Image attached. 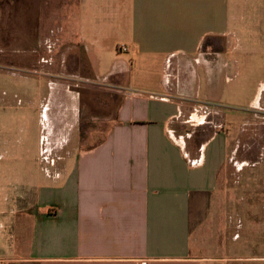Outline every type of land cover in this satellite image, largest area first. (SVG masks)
<instances>
[{
	"label": "crops",
	"instance_id": "0c3cea01",
	"mask_svg": "<svg viewBox=\"0 0 264 264\" xmlns=\"http://www.w3.org/2000/svg\"><path fill=\"white\" fill-rule=\"evenodd\" d=\"M14 4L0 0V75L40 86L8 113L23 135L11 160L36 148L24 164L39 168L7 204L0 264H205L191 205L214 189L227 137L197 107L223 113L211 97L225 69L264 67V0H74L45 16ZM93 89L114 106L97 142L82 122Z\"/></svg>",
	"mask_w": 264,
	"mask_h": 264
},
{
	"label": "rangeland",
	"instance_id": "374dc122",
	"mask_svg": "<svg viewBox=\"0 0 264 264\" xmlns=\"http://www.w3.org/2000/svg\"><path fill=\"white\" fill-rule=\"evenodd\" d=\"M72 3L74 0H15L14 6L17 14L29 11L32 15L45 16L56 14L61 8L68 9ZM29 23L27 31L38 36L39 23L33 20ZM20 24L14 31H23ZM19 55L23 57V54ZM238 59L243 62L242 57ZM245 65L248 69L241 66L239 69H225L221 84L217 85L216 96L211 97L220 104L223 113L216 108L219 115L204 121L205 124L213 122L220 125L222 128L219 130L227 137L226 160L218 172L214 189L193 198L191 205V255L204 259L205 264H264V87L259 85L264 82V67L250 69V56ZM39 86L21 77L5 79L0 75V114L7 113L5 127L3 123L0 125V155L4 157L0 161V210L5 209L0 212L2 255H5L7 246L4 234L9 226L7 204L16 199L15 195L20 191L16 190L19 182L38 181L33 174L39 168L37 164V167L24 164L27 158L35 156L36 148H31V155L26 154L22 163L12 162V156L17 155L14 151L17 145H13L20 141L14 140L19 136L23 139V135L18 128L20 122L16 120L12 125L8 113L13 108H26L24 98ZM258 92H261L262 100L248 107ZM84 95L82 105L86 112L82 122L84 128L95 130L97 142L108 127L111 117L108 116L113 113L114 106L95 89ZM1 120L3 117L0 116ZM193 142H197L196 138Z\"/></svg>",
	"mask_w": 264,
	"mask_h": 264
},
{
	"label": "built area",
	"instance_id": "2783aa9c",
	"mask_svg": "<svg viewBox=\"0 0 264 264\" xmlns=\"http://www.w3.org/2000/svg\"><path fill=\"white\" fill-rule=\"evenodd\" d=\"M122 51H125V49L122 48ZM197 110L202 123H204V121H206L209 117L217 115L216 107L212 104L200 103L197 107ZM190 123L193 125L195 122L191 121Z\"/></svg>",
	"mask_w": 264,
	"mask_h": 264
}]
</instances>
